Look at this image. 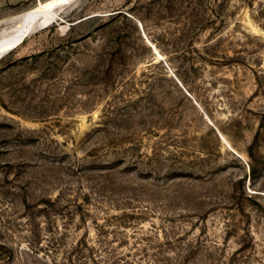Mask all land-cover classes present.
I'll return each instance as SVG.
<instances>
[{
    "label": "rangeland",
    "instance_id": "374dc122",
    "mask_svg": "<svg viewBox=\"0 0 264 264\" xmlns=\"http://www.w3.org/2000/svg\"><path fill=\"white\" fill-rule=\"evenodd\" d=\"M60 14L0 58V264H264V0Z\"/></svg>",
    "mask_w": 264,
    "mask_h": 264
},
{
    "label": "bare ground",
    "instance_id": "6f19581e",
    "mask_svg": "<svg viewBox=\"0 0 264 264\" xmlns=\"http://www.w3.org/2000/svg\"><path fill=\"white\" fill-rule=\"evenodd\" d=\"M77 0H40L33 8L0 24V58L21 47L35 31L59 20L61 9Z\"/></svg>",
    "mask_w": 264,
    "mask_h": 264
},
{
    "label": "trees",
    "instance_id": "16d2710c",
    "mask_svg": "<svg viewBox=\"0 0 264 264\" xmlns=\"http://www.w3.org/2000/svg\"><path fill=\"white\" fill-rule=\"evenodd\" d=\"M248 156L250 158L251 163L250 166V180H256L259 177V173L261 169H263L262 165L263 162L257 160L256 154H255V146H252L249 149Z\"/></svg>",
    "mask_w": 264,
    "mask_h": 264
},
{
    "label": "water",
    "instance_id": "95a60500",
    "mask_svg": "<svg viewBox=\"0 0 264 264\" xmlns=\"http://www.w3.org/2000/svg\"><path fill=\"white\" fill-rule=\"evenodd\" d=\"M72 1H74V0H70V2H72ZM10 21H12V19Z\"/></svg>",
    "mask_w": 264,
    "mask_h": 264
}]
</instances>
